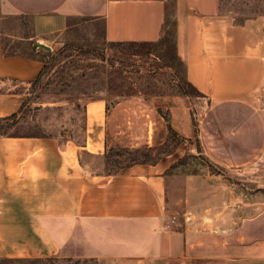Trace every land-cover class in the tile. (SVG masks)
Returning a JSON list of instances; mask_svg holds the SVG:
<instances>
[{"label": "crops", "instance_id": "1", "mask_svg": "<svg viewBox=\"0 0 264 264\" xmlns=\"http://www.w3.org/2000/svg\"><path fill=\"white\" fill-rule=\"evenodd\" d=\"M5 2L33 17V37L52 49L76 17L103 19L109 41L157 42L169 12L168 0ZM174 18L176 55L202 95H175L166 105L170 123L184 144L197 140L218 168L185 175L187 220L172 222L177 184L169 168L181 147L165 160L107 169L109 138L120 132L111 127L135 121L132 99L109 106L100 96L86 102L81 137L76 130L0 133V258L159 264L264 246V192L245 199L238 179L229 178L264 156V14L237 21L219 10L218 0H175ZM44 65L37 55L5 53L0 32L1 79L33 81ZM12 95L0 94L1 111L19 110L20 95ZM151 101L141 104L147 118L137 140L149 147L163 143L169 130L163 105ZM121 105L129 114L123 121L113 117Z\"/></svg>", "mask_w": 264, "mask_h": 264}, {"label": "rangeland", "instance_id": "2", "mask_svg": "<svg viewBox=\"0 0 264 264\" xmlns=\"http://www.w3.org/2000/svg\"><path fill=\"white\" fill-rule=\"evenodd\" d=\"M169 1L168 21L159 41L150 49L161 57L136 60L137 66L127 70L123 75L110 64L112 54L121 53L130 44H113L107 40L104 31V20L76 17L71 19L70 27L53 41L54 51H58L66 43L71 44L67 55L62 56L38 81H18L0 78V94L20 95V108L16 112L0 110V133H44L64 130L80 133L81 121L86 118V102L92 98L108 96L109 100L132 99V127H111L116 132L109 138V150L106 168L117 171L136 162H157L167 159V155L176 153L174 163L169 168L176 182V194L173 199V224L178 226L187 220L184 200V177L188 172H217L218 168L210 164L201 153L200 146L195 142L180 139L175 133L167 131L165 141L149 147L145 143L137 144L144 131L143 121L147 118L141 104L150 98L153 103L166 105L173 102L174 96L182 93V82L185 68L176 55L175 0ZM219 10L230 14L237 21L259 14H264V0H218ZM35 19L29 15L12 9L5 0H0V32L9 49L32 53L35 36ZM100 48L88 52L89 48ZM107 55L104 57L105 52ZM41 52L46 53L45 49ZM156 64L155 66H152ZM50 66V65H49ZM156 69L155 71H151ZM196 96V95H193ZM6 97V96H5ZM197 97V96H196ZM144 101V102H143ZM151 101V102H152ZM4 102V101H1ZM10 102H14L13 99ZM143 102V103H142ZM190 105L192 103L188 102ZM6 104V103H5ZM12 106V105H10ZM126 106V104H125ZM123 105L116 111L115 117L123 121L128 117ZM143 107V106H142ZM75 120L78 126H74ZM80 121V122H79ZM73 122V123H72ZM128 130V131H122ZM131 133V134H129ZM82 134V135H81ZM73 135V134H72ZM184 153L182 157L179 154ZM98 162V161H97ZM229 177L238 179V188L243 187L245 199L247 194L264 192V156L253 165L245 168V173H236ZM171 176V178H172ZM190 220L193 218H189ZM188 219V220H189ZM223 251V249H222ZM222 257L183 258L165 260L159 264H264V246L250 250L233 251L228 249ZM0 264H99L93 258L72 257H3Z\"/></svg>", "mask_w": 264, "mask_h": 264}, {"label": "trees", "instance_id": "3", "mask_svg": "<svg viewBox=\"0 0 264 264\" xmlns=\"http://www.w3.org/2000/svg\"><path fill=\"white\" fill-rule=\"evenodd\" d=\"M169 16L167 17V21H168ZM167 24V23H166ZM166 26V25H165ZM105 27V26H104ZM162 37V36H161ZM114 45L115 44H130V45H134L133 47L130 48H126L124 51H122L121 53H114L112 54V61L110 62V64L112 66H116L115 68L120 71L121 73H123V75H125L127 73V70L132 67H136V60H142L146 57L148 58H157L158 61H161V57L158 56L155 52H153L150 49V46L152 44H154L155 42L153 41H111ZM3 44H4V49H5V53L7 54H12V53H17L19 51L15 50V49H9V47H7V45L5 44L4 40H3ZM71 44L66 43L65 46L63 48H61L58 51H54L53 49L46 50V53L44 54L41 51H37V48L34 47V45L32 46V53H28V52H23V53H28L30 55H37L39 56L45 63L41 73L35 78V80L33 81H38L40 80V78L48 73V71L50 70V68L52 66H54L56 64V61H58V59H60L62 56L69 54L68 53V49L70 48ZM99 50L100 48H89V50H87L88 52H94L96 50ZM107 55V51L105 52L104 57ZM50 65V66H49ZM156 64H153L152 66H155ZM132 66V67H131ZM140 66H137L136 70H140ZM133 69V68H132ZM156 69H152L151 71H155ZM182 88V93L186 94V95H196V96H201L202 92L192 83L190 82L186 76L183 77V82L181 85ZM107 98L109 99V97L107 96ZM112 100H109V106H110V102ZM161 113L164 115V117L167 119V121L169 122V130L173 133H175L177 135V133L175 132L173 126L171 125L170 121H171V113L169 109H163L160 108ZM197 123V122H196ZM183 140V138H180Z\"/></svg>", "mask_w": 264, "mask_h": 264}, {"label": "water", "instance_id": "4", "mask_svg": "<svg viewBox=\"0 0 264 264\" xmlns=\"http://www.w3.org/2000/svg\"><path fill=\"white\" fill-rule=\"evenodd\" d=\"M34 47L35 48L43 47V48L48 49V50H51L52 49V46L49 45V44H47V43H45V42H35L34 43Z\"/></svg>", "mask_w": 264, "mask_h": 264}]
</instances>
